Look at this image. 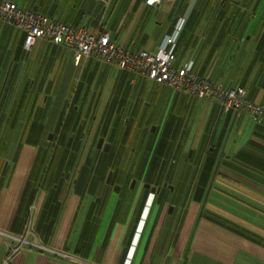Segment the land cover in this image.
I'll use <instances>...</instances> for the list:
<instances>
[{
	"label": "crops",
	"instance_id": "obj_1",
	"mask_svg": "<svg viewBox=\"0 0 264 264\" xmlns=\"http://www.w3.org/2000/svg\"><path fill=\"white\" fill-rule=\"evenodd\" d=\"M13 1L133 50L177 32L176 66L264 103V0ZM24 37L0 19V264H264V116Z\"/></svg>",
	"mask_w": 264,
	"mask_h": 264
},
{
	"label": "built area",
	"instance_id": "obj_2",
	"mask_svg": "<svg viewBox=\"0 0 264 264\" xmlns=\"http://www.w3.org/2000/svg\"><path fill=\"white\" fill-rule=\"evenodd\" d=\"M106 6L111 0H101ZM169 0H144L148 6H155ZM0 19L11 22L25 32L23 46L30 49L37 38H47L62 44L74 53L75 61L81 58L93 57L100 62L110 63L120 69L136 72L158 83H164L172 88L191 94L199 99L216 101L225 111H231L233 117L242 116L248 112L249 118L255 122L264 113V103L246 97L245 88L240 85L225 86L199 74L192 68V62L182 66L174 64V47L177 32L164 35L158 43L157 50H133L118 42L110 40L108 31L100 25L96 31H89L83 25H69L57 20L49 14L38 13L22 7L13 0H0ZM28 227L26 233H29ZM11 253L18 251L26 243L39 249L52 250L33 239L3 232ZM17 243L12 245V242ZM9 261L5 256L3 263Z\"/></svg>",
	"mask_w": 264,
	"mask_h": 264
},
{
	"label": "water",
	"instance_id": "obj_3",
	"mask_svg": "<svg viewBox=\"0 0 264 264\" xmlns=\"http://www.w3.org/2000/svg\"><path fill=\"white\" fill-rule=\"evenodd\" d=\"M102 144H103V149L107 150L108 147H109V144L108 143H103V138L102 137H99V139L97 141V147H100ZM107 181H108V179H107ZM146 185H149V184L147 183ZM157 189L158 188L155 187V186H151L150 187L151 192H155Z\"/></svg>",
	"mask_w": 264,
	"mask_h": 264
},
{
	"label": "flooded vegetation",
	"instance_id": "obj_4",
	"mask_svg": "<svg viewBox=\"0 0 264 264\" xmlns=\"http://www.w3.org/2000/svg\"><path fill=\"white\" fill-rule=\"evenodd\" d=\"M150 129H152V128H150ZM51 136H52V135H51ZM103 143H105V142H103ZM101 147L103 148V144L100 146V148H101ZM111 173H112V170L109 169L108 172H107L108 175H106V176H107L106 181H107V179L109 180ZM109 174H110V175H109ZM133 182H134V179L131 181V185L133 184ZM146 184H147V183H146Z\"/></svg>",
	"mask_w": 264,
	"mask_h": 264
},
{
	"label": "trees",
	"instance_id": "obj_5",
	"mask_svg": "<svg viewBox=\"0 0 264 264\" xmlns=\"http://www.w3.org/2000/svg\"><path fill=\"white\" fill-rule=\"evenodd\" d=\"M114 42V41H113ZM241 86V85H240ZM258 102V101H257ZM229 113H231V111H228ZM233 115V114H232ZM234 116V115H233ZM261 116H264V113H262V115ZM261 116L259 117V119L261 118ZM241 117V116H240ZM240 117H238V118H240ZM235 118V117H234ZM259 119L257 120V121H255L254 123H257L258 121H259Z\"/></svg>",
	"mask_w": 264,
	"mask_h": 264
},
{
	"label": "rangeland",
	"instance_id": "obj_6",
	"mask_svg": "<svg viewBox=\"0 0 264 264\" xmlns=\"http://www.w3.org/2000/svg\"><path fill=\"white\" fill-rule=\"evenodd\" d=\"M169 8H171V6H169ZM190 150V149H189ZM113 163V162H112ZM108 175V174H107ZM106 178H107V176H106Z\"/></svg>",
	"mask_w": 264,
	"mask_h": 264
}]
</instances>
